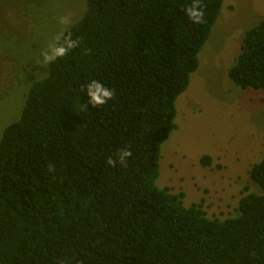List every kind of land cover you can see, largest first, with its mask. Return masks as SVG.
Listing matches in <instances>:
<instances>
[{
    "label": "trees",
    "instance_id": "16d2710c",
    "mask_svg": "<svg viewBox=\"0 0 264 264\" xmlns=\"http://www.w3.org/2000/svg\"><path fill=\"white\" fill-rule=\"evenodd\" d=\"M223 3L199 0L196 24L193 0H91L64 31L78 47L49 63L0 139V264H264V160L250 171L262 193L226 219L157 186L176 101ZM229 76L264 89V20ZM93 80L114 91L102 106L88 103Z\"/></svg>",
    "mask_w": 264,
    "mask_h": 264
},
{
    "label": "rangeland",
    "instance_id": "374dc122",
    "mask_svg": "<svg viewBox=\"0 0 264 264\" xmlns=\"http://www.w3.org/2000/svg\"><path fill=\"white\" fill-rule=\"evenodd\" d=\"M90 1L0 0V139L46 76L41 53ZM65 16L69 23H59ZM262 20L264 0H224L199 67L176 101L177 129L161 148L157 186L183 192L186 207L202 203L211 219L236 215L245 195L262 193L250 171L264 160V89H242L229 76L247 32ZM203 157L211 159L206 166Z\"/></svg>",
    "mask_w": 264,
    "mask_h": 264
},
{
    "label": "clouds",
    "instance_id": "9594fccd",
    "mask_svg": "<svg viewBox=\"0 0 264 264\" xmlns=\"http://www.w3.org/2000/svg\"><path fill=\"white\" fill-rule=\"evenodd\" d=\"M189 19L193 23L199 24L203 22L204 13L199 5V0H193V5L186 9ZM59 23L68 24V17H61ZM61 40L63 42H61ZM78 47V41L73 40L71 35L57 36L54 43H50L48 47L41 53L43 56L42 66L54 62L57 58L64 57L70 50ZM84 89L88 97V103L94 107L102 106L111 100L114 96V91L108 88L100 81L93 80L85 84ZM131 152L128 150H123L119 153V162L121 164L126 163V159L131 156ZM109 165H115L116 161L109 158Z\"/></svg>",
    "mask_w": 264,
    "mask_h": 264
}]
</instances>
